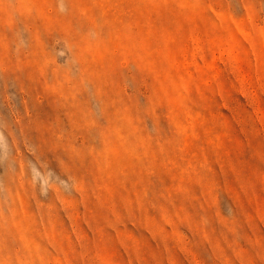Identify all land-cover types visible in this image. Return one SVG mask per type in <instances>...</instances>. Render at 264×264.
<instances>
[{
    "label": "rangeland",
    "instance_id": "obj_1",
    "mask_svg": "<svg viewBox=\"0 0 264 264\" xmlns=\"http://www.w3.org/2000/svg\"><path fill=\"white\" fill-rule=\"evenodd\" d=\"M0 264H264V0H0Z\"/></svg>",
    "mask_w": 264,
    "mask_h": 264
}]
</instances>
